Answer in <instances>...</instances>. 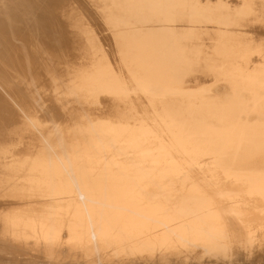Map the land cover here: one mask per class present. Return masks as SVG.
Wrapping results in <instances>:
<instances>
[{"label": "bare ground", "instance_id": "6f19581e", "mask_svg": "<svg viewBox=\"0 0 264 264\" xmlns=\"http://www.w3.org/2000/svg\"><path fill=\"white\" fill-rule=\"evenodd\" d=\"M254 256L264 0H0V264Z\"/></svg>", "mask_w": 264, "mask_h": 264}, {"label": "rangeland", "instance_id": "374dc122", "mask_svg": "<svg viewBox=\"0 0 264 264\" xmlns=\"http://www.w3.org/2000/svg\"><path fill=\"white\" fill-rule=\"evenodd\" d=\"M152 166H154V165H152ZM239 181L241 183H243L245 181V179L241 178ZM257 258H260V256H258ZM226 260H228V261H226ZM197 263L198 264H205V263H212V264H225V263H230V264H264V260L263 261L255 260V256L254 257H250V258L244 257V259L242 258V260H241V257H235V258H232V259L211 260L209 262L195 261V262H193L191 264H197ZM36 264H84V263L83 262H79L78 263V260H75V261L70 260V261H66V262H63V263L39 262V263H36Z\"/></svg>", "mask_w": 264, "mask_h": 264}]
</instances>
